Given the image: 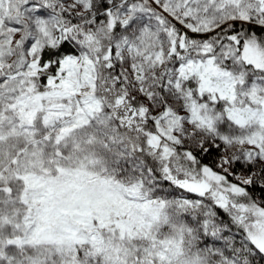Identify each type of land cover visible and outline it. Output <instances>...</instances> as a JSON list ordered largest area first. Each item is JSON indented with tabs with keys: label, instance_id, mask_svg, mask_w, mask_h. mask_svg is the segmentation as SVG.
<instances>
[{
	"label": "snow or ice",
	"instance_id": "snow-or-ice-1",
	"mask_svg": "<svg viewBox=\"0 0 264 264\" xmlns=\"http://www.w3.org/2000/svg\"><path fill=\"white\" fill-rule=\"evenodd\" d=\"M0 264H264V0H0Z\"/></svg>",
	"mask_w": 264,
	"mask_h": 264
}]
</instances>
